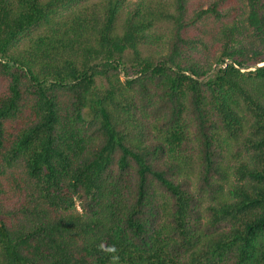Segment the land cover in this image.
<instances>
[{
    "label": "trees",
    "instance_id": "obj_1",
    "mask_svg": "<svg viewBox=\"0 0 264 264\" xmlns=\"http://www.w3.org/2000/svg\"><path fill=\"white\" fill-rule=\"evenodd\" d=\"M0 264H264V0H0Z\"/></svg>",
    "mask_w": 264,
    "mask_h": 264
},
{
    "label": "rangeland",
    "instance_id": "obj_2",
    "mask_svg": "<svg viewBox=\"0 0 264 264\" xmlns=\"http://www.w3.org/2000/svg\"><path fill=\"white\" fill-rule=\"evenodd\" d=\"M200 51L203 53V54H206V55H209V56H213V51L210 47H203L200 49Z\"/></svg>",
    "mask_w": 264,
    "mask_h": 264
}]
</instances>
